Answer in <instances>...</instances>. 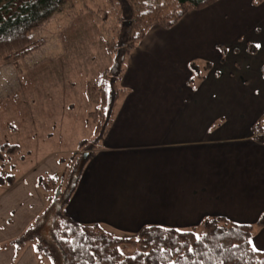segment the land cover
<instances>
[{"label": "crops", "instance_id": "obj_1", "mask_svg": "<svg viewBox=\"0 0 264 264\" xmlns=\"http://www.w3.org/2000/svg\"><path fill=\"white\" fill-rule=\"evenodd\" d=\"M222 2L214 6L225 11L212 2L187 9L171 28L150 25L162 36L138 39L130 49L112 116L65 202L71 218L121 235L149 223L185 228L209 215L249 223L264 216V141L251 127L264 116V0ZM233 27L261 32L220 61L211 34ZM205 47L219 59L193 86L190 54ZM58 157L51 153L37 167L13 173L12 182L0 181V241L41 210L36 176L55 174ZM249 240L264 250V221ZM0 264L45 263L27 240L17 249L0 248Z\"/></svg>", "mask_w": 264, "mask_h": 264}, {"label": "trees", "instance_id": "obj_2", "mask_svg": "<svg viewBox=\"0 0 264 264\" xmlns=\"http://www.w3.org/2000/svg\"><path fill=\"white\" fill-rule=\"evenodd\" d=\"M105 1L108 6L115 8L116 14L126 20L127 24L116 39V47H122V57L109 66L113 74L109 82L116 80L115 84L109 83L107 89L102 82L97 88L91 79L85 81L84 94L96 105L88 115L93 123L94 142L89 149L73 153L67 159L64 176L56 184V174L42 172L36 176L35 182L41 189L45 203L18 234L0 241V248L11 244L17 249L29 240L38 260L45 264H264V250L253 251V246L248 242L253 226L264 221L263 215L254 223L209 215L199 223L185 228L149 223L133 233L120 235L96 222L76 221L65 212V202L82 164L96 146V137L104 132L106 123L112 116L113 100L122 90L118 79L124 68L126 55L134 43L151 24L168 27L187 9L203 7L214 0ZM257 1L259 0H253ZM73 2L74 0H0V58L18 57L34 47L37 42L30 37L29 30ZM206 65L209 63L206 62ZM262 71L264 74V64ZM97 77L101 81V76ZM190 78L191 76L188 81H191ZM104 103L107 105V115L101 119ZM251 127L253 137L264 141V119L254 120ZM79 140V144L87 141L86 138ZM4 146L6 143H0V160L3 158V148L7 153L11 150V145L7 148ZM12 146L17 147V144L13 143ZM60 160L61 157H58L57 161ZM13 178V173L0 175V181L4 183L12 182ZM50 189L52 193L44 195Z\"/></svg>", "mask_w": 264, "mask_h": 264}, {"label": "rangeland", "instance_id": "obj_3", "mask_svg": "<svg viewBox=\"0 0 264 264\" xmlns=\"http://www.w3.org/2000/svg\"><path fill=\"white\" fill-rule=\"evenodd\" d=\"M214 1L211 7H216V2L223 5V0ZM233 18L227 15L228 23L234 22ZM126 24L105 0H74L29 30L30 37L37 42L34 47L18 57L0 58V143H6L5 148L11 145L8 153L2 149L0 175H16L22 169L37 167L42 158L56 153L62 159L56 161V184L64 176L67 159L89 149L94 133L88 115L96 105L84 94L85 81L91 79L97 88L101 82L107 89L109 83L115 84L116 80L109 82L113 75L109 66L122 57V47H116V39ZM147 29L139 39L162 36ZM254 29L248 31L245 27L236 33L233 27L212 32V40L216 39L214 47L222 57L205 54L206 47L198 55L190 54V84L195 85L196 74L214 67L216 59L223 61L229 50L237 53L242 40L248 39L249 46L252 45L259 37L252 32L260 31ZM203 40L204 36L200 41ZM97 76H101V81ZM106 115L104 103L100 118ZM86 136L89 143L79 144V138ZM51 193L52 189L44 195Z\"/></svg>", "mask_w": 264, "mask_h": 264}, {"label": "snow or ice", "instance_id": "obj_4", "mask_svg": "<svg viewBox=\"0 0 264 264\" xmlns=\"http://www.w3.org/2000/svg\"><path fill=\"white\" fill-rule=\"evenodd\" d=\"M256 47H258V48H259V47H260V45H259V44H257V45H256ZM193 78H194V77H193ZM198 239H199V237H198ZM248 242H249L250 244L252 243V241H251V240H249ZM252 250H253V251H257L258 249H256V248H255V246L253 245V248H252Z\"/></svg>", "mask_w": 264, "mask_h": 264}]
</instances>
